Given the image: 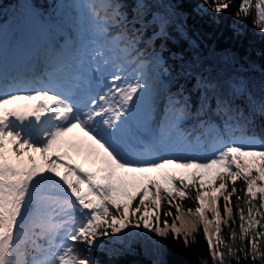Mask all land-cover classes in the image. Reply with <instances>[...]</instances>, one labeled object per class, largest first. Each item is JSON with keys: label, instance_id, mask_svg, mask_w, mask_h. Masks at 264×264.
I'll list each match as a JSON object with an SVG mask.
<instances>
[{"label": "snow or ice", "instance_id": "snow-or-ice-1", "mask_svg": "<svg viewBox=\"0 0 264 264\" xmlns=\"http://www.w3.org/2000/svg\"><path fill=\"white\" fill-rule=\"evenodd\" d=\"M203 3L209 10L220 13L231 7L232 0H203ZM104 7L116 19L120 18L121 11L116 3ZM251 7L252 0H242L237 16L247 17ZM254 8V24L264 33V0H255ZM101 32L106 29L102 28ZM107 42L117 48L115 38ZM104 49L101 45L94 49L95 54L90 59H79L78 70L69 79L63 78L62 64L49 68V83L41 87H21L15 75L6 77L0 73V264H96L91 253L100 246L101 238L141 226L162 238L153 264H167L163 256L164 241L169 232L173 239L183 235L185 246H188V238L197 230V217L204 226L214 262L224 264L222 245L236 264H240L237 251L253 264L257 261L264 264L260 243L264 240V231H256L258 226L264 229V223H261L264 220V211H261L264 209V145L257 150L251 143H221L206 159L175 154L150 158L153 155L150 150L147 154H139L149 158L128 155L121 150L119 141L130 133L136 102L142 99L141 94L148 93L149 85L139 73L134 78H127L124 58L120 55L105 57ZM119 50L127 53V48ZM5 87L13 90L3 91ZM22 100L36 103L8 107L12 102ZM233 104V100L225 102L221 97L219 107L228 116L227 128L250 126L257 119L264 121V96L259 101H249L244 111L234 108ZM186 114L182 108L176 118ZM73 129L84 132L88 141L74 143L68 137ZM173 129L174 123L166 124L155 143L161 147L166 145L175 134ZM212 131L210 125L205 126L204 121L197 118L193 131L184 140H199ZM64 148H75L94 169L86 171L68 164L57 155ZM32 153H38L44 164L37 165ZM168 165H175L177 170L200 171H169ZM58 167L65 171L59 172ZM152 173L156 175H150ZM205 173L210 174L209 184L220 181L219 187L211 193L201 192L206 183ZM226 177L231 178L233 185L225 195ZM186 178L197 190L195 199L199 207L195 212L189 209L184 214L177 203L174 205L177 215L172 224L165 221L161 226L159 211L148 214L149 204L145 198H150L157 210L162 201L172 204L177 196L183 200L187 196ZM237 180H242L246 186L244 197L237 196L236 199H243L248 206L247 216L244 208L237 206L241 221L240 240L243 242L250 236L247 250L243 247L235 249L220 237L222 218L218 197L223 196L225 201L224 216L231 218L230 198L237 192ZM256 200L259 207L253 202ZM141 206L145 213L137 217ZM206 209L215 221L212 234H209V225L213 221L205 215ZM171 215V211L163 212L165 217ZM176 221L180 222L179 227ZM227 222L223 220V223ZM235 238L236 233L232 231L230 239ZM77 244L85 245L89 255H83L76 248Z\"/></svg>", "mask_w": 264, "mask_h": 264}, {"label": "trees", "instance_id": "trees-1", "mask_svg": "<svg viewBox=\"0 0 264 264\" xmlns=\"http://www.w3.org/2000/svg\"><path fill=\"white\" fill-rule=\"evenodd\" d=\"M120 1L127 14V22L123 28L129 35H140L141 40L138 46L143 51L149 50L153 56L159 53L156 68L162 73L168 83V94L171 97H181L188 101V107L193 114L196 106H202L205 97L201 96L200 88L206 90L209 99L208 106L198 111L200 118L207 117L208 121L222 126L227 135L232 133L255 134L260 132L264 136V121L261 120V130L256 126V121L245 129L246 126H239L236 129H229L225 126L228 116L225 110L219 107L221 97L233 100V107L244 111L249 101L264 96V33L254 24L256 19L255 0H252L250 14L245 17L237 16L239 5L242 0H232L231 7L220 13L209 10L203 0H112L110 3ZM22 3H31L39 8L41 14L50 18L52 23L61 26L63 19L55 15L50 7L49 0H0V36L6 23L12 20V16L19 11ZM157 31L159 33L154 35ZM70 38L66 34H58L57 46L62 48L65 43L69 44ZM199 101V102H198ZM194 118V117H193ZM248 127V126H247ZM216 132V127H212ZM242 159L251 160L252 157ZM258 161V157L256 158ZM227 189L231 191L233 182L226 177ZM188 188L185 189L187 196L181 200L176 197L169 204L167 200L161 202V208L156 209L146 197V203L150 209L159 211L161 215V226L166 221L172 224L177 213L174 207L179 203L182 213L187 214L191 209L199 207L195 199L197 190L191 187V181L185 179ZM219 180L213 181L211 185H205L201 192L219 187ZM258 183H261L258 181ZM178 186L179 181H177ZM199 186V183H197ZM237 192L232 195L231 207L233 214L231 218L224 216L225 201L223 196L218 197V207L222 222L220 237L226 244L235 249L244 248L247 250L246 237L240 240V217L237 206L244 208L247 216V205L244 200H237V196L244 197L245 184L242 180L235 182ZM259 207V201H253ZM171 211V216H163V212ZM264 211V209H261ZM145 213L141 206L137 217ZM208 220L213 221L209 225V234L215 232V221L213 214L205 210ZM191 218V217H189ZM227 220V224L223 220ZM260 219V217H257ZM197 220V230L188 238V246H185L184 236L173 239L171 232L164 241L165 255L163 259L167 264H219L213 261L207 238L203 230V224ZM264 223V220H261ZM179 227L180 222L176 221ZM235 231V240L230 239V233ZM256 231H264L257 227ZM194 237V239H193ZM118 239L117 241H112ZM162 238L156 237L142 226L139 229H125L122 233L101 238L100 246L91 253L96 264H153L157 258V250L160 247ZM212 242L216 244L215 235ZM264 250V240L260 241ZM76 248L83 251L82 247ZM221 251L225 252L224 264H236V260L227 255V249L222 245ZM240 256V264H253L251 259H244L242 252L237 251ZM259 264V261L256 262Z\"/></svg>", "mask_w": 264, "mask_h": 264}, {"label": "rangeland", "instance_id": "rangeland-1", "mask_svg": "<svg viewBox=\"0 0 264 264\" xmlns=\"http://www.w3.org/2000/svg\"><path fill=\"white\" fill-rule=\"evenodd\" d=\"M51 8L54 9V12L56 15L60 14L64 18V26L71 25L72 28V42L76 46L77 55L83 54V48L86 47L87 49H90L91 52H87L86 54H94V49H92L91 45L94 44L98 46V37H103L104 43L107 42V40H112L113 38L117 41V48L115 49L116 54H121V56L124 58V68H131L133 76H135L137 73L142 74L143 78L147 80L149 85V91L147 94H141L142 99L136 102L135 105V111L133 116L137 119L139 118L142 122V126L145 130L152 129L153 125L148 123L149 119H156L157 117V111H159L158 114V124H161V121L166 118V113H169L173 108L185 109L186 115H184L182 118L177 119L176 126H179L180 128L187 127L189 124L185 123L186 120H188V112L186 108V102L185 99L180 98H171L164 94L162 96V85L158 84L156 76V61L154 59H157L160 57V55L154 54V56H151L148 52L142 51V47H137L136 39L140 38V36L131 37L127 35L122 27V23L126 18V15L123 13L121 5L117 4L118 8L121 11V16L119 19H116L114 17V14L107 11V9L104 7L106 3H108L110 0H52ZM91 6V7H90ZM38 10L35 6H33L31 3L23 4L19 11L13 16V21L8 26V29L6 33L3 35L2 40L0 41V64L5 62L6 66V60L7 56H3V48L6 46L7 42L13 43L14 39H12L15 34L20 29L21 22L30 19L36 20V13L35 11ZM99 16L98 22L92 17V16ZM110 22L111 25L109 28H103L102 24L104 22ZM9 24V23H8ZM106 29V32H101V29ZM67 28H62V30L66 31ZM14 31L16 32L14 34ZM83 33L87 34L88 40L86 43H84L82 40ZM107 39V40H106ZM110 45L107 42L106 47ZM112 46V45H111ZM113 48V46H112ZM127 48V53L120 52L119 49H125ZM105 51V49H104ZM68 49H66L65 52L60 51L56 52L60 54V57L62 58V54L67 57ZM113 57L116 55H112ZM4 57V58H3ZM128 66V67H127ZM24 103H21L22 105ZM167 105V108H163V105ZM176 104V105H175ZM166 109V110H165ZM165 110V111H164ZM180 114V112H179ZM180 115H176L175 117H178ZM190 118V117H189ZM151 119V120H152ZM215 138H212L211 141H214ZM231 142L237 143V144H245L248 145L249 143L256 145V146H262L264 145V142L256 139V138H250V137H232L230 139ZM31 151V150H29ZM72 152H77L72 149ZM33 156H37V158L42 159L38 153H32ZM51 155V154H49ZM36 158V160H37ZM37 165L41 164V161H36ZM57 170L61 173L65 171L64 168L58 167ZM167 170L169 171H184V172H192V171H200L195 169H184V170H177L175 168V165H168ZM150 175H156V173H152ZM205 185H211L207 181L209 180L210 174L205 173ZM197 183H199V180H197ZM83 188V186H82ZM215 189V187H214ZM211 189V190H214ZM154 211L153 209H150L149 212L151 213ZM148 212V211H147ZM118 239H114L112 241H117ZM81 245L83 251V255H86V252L84 248L85 245ZM157 259V258H155Z\"/></svg>", "mask_w": 264, "mask_h": 264}, {"label": "bare ground", "instance_id": "bare-ground-1", "mask_svg": "<svg viewBox=\"0 0 264 264\" xmlns=\"http://www.w3.org/2000/svg\"><path fill=\"white\" fill-rule=\"evenodd\" d=\"M97 22H98V18H99V16H97V15H95V16H92ZM111 25V23L110 22H108V21H106V22H104L103 24H102V27L104 28H109V26ZM16 32L14 31V34H15ZM17 34V33H16ZM15 34V35H16ZM40 50V54L42 55L43 54V51L41 50V49H39ZM118 55H120L121 56V54H118ZM3 56H5V55H3ZM130 68V67H129ZM131 69V68H130ZM127 73H129L128 71H127ZM130 74V73H129ZM178 115V114H177ZM183 130H187V128H185V129H183Z\"/></svg>", "mask_w": 264, "mask_h": 264}]
</instances>
